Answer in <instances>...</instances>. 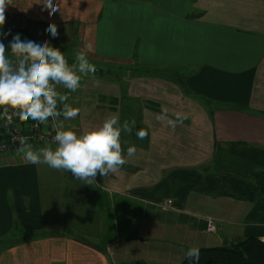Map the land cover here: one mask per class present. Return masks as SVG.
<instances>
[{
    "label": "crops",
    "instance_id": "1",
    "mask_svg": "<svg viewBox=\"0 0 264 264\" xmlns=\"http://www.w3.org/2000/svg\"><path fill=\"white\" fill-rule=\"evenodd\" d=\"M0 28L35 54L22 84L48 57L78 147L0 166V264H181L264 241V0H0Z\"/></svg>",
    "mask_w": 264,
    "mask_h": 264
},
{
    "label": "built area",
    "instance_id": "2",
    "mask_svg": "<svg viewBox=\"0 0 264 264\" xmlns=\"http://www.w3.org/2000/svg\"><path fill=\"white\" fill-rule=\"evenodd\" d=\"M47 62V56L36 59L22 84L19 51L0 39V154L20 152L33 144L45 151L56 146L78 150L73 138L63 132L55 111L54 84L41 78L40 71ZM207 230H219L214 219L208 220Z\"/></svg>",
    "mask_w": 264,
    "mask_h": 264
},
{
    "label": "trees",
    "instance_id": "3",
    "mask_svg": "<svg viewBox=\"0 0 264 264\" xmlns=\"http://www.w3.org/2000/svg\"><path fill=\"white\" fill-rule=\"evenodd\" d=\"M181 264H264V241L248 237L227 246L202 247Z\"/></svg>",
    "mask_w": 264,
    "mask_h": 264
},
{
    "label": "rangeland",
    "instance_id": "4",
    "mask_svg": "<svg viewBox=\"0 0 264 264\" xmlns=\"http://www.w3.org/2000/svg\"><path fill=\"white\" fill-rule=\"evenodd\" d=\"M34 38V37H33ZM6 41V40H5ZM6 42H8V43H10L12 46H14V47H16L17 48V50L19 51V54H20V66L22 65V67L20 68V69H22V70H20V73H23V69H24V62L26 63V64H28V63H30L31 61H32V59L35 57V54H31V53H28L27 52V49H26V46H27V44L28 43H24V42H14V41H6ZM39 87V86H38ZM67 86L66 85H63V89L64 88H66ZM76 87L77 86H75V88H71L70 89V93L69 92H67V94H63V93H61V96L63 97V95H66V96H68V98L70 99V94H72L73 92L75 93L76 92ZM62 91H64V90H62ZM71 100H69V102H70ZM61 114V113H60ZM60 116V115H59ZM60 119H61V125H62V129H63V132L64 133H66L67 131H66V127H70V126H72L73 124H72V118L71 117H68V118H66V116H60ZM69 122V123H68ZM30 147V146H29ZM40 151L42 152V150L40 149ZM7 157H11L12 159H10V161H6V158ZM39 157H41V156H39ZM57 157H60V155H57ZM0 166H4V167H6L8 164L10 165H12V164H14L15 163V161L13 160V157H12V153L11 152H9V153H1L0 154ZM46 184V183H45ZM69 198V197H68ZM67 198V199H68ZM86 228H88V229H86ZM85 232H87V231H89V232H92L93 230H92V228L90 227V226H85V230H84ZM94 232H95V230H94ZM220 233V232H219ZM211 234H213V233H211Z\"/></svg>",
    "mask_w": 264,
    "mask_h": 264
},
{
    "label": "water",
    "instance_id": "5",
    "mask_svg": "<svg viewBox=\"0 0 264 264\" xmlns=\"http://www.w3.org/2000/svg\"><path fill=\"white\" fill-rule=\"evenodd\" d=\"M0 39L14 42H29L28 37L20 32L0 29Z\"/></svg>",
    "mask_w": 264,
    "mask_h": 264
}]
</instances>
